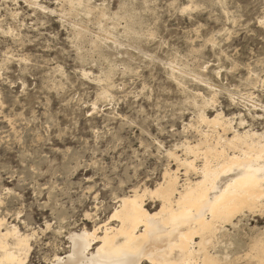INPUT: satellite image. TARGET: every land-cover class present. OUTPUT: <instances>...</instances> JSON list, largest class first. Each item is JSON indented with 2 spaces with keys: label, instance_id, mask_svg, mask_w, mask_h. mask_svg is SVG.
Returning a JSON list of instances; mask_svg holds the SVG:
<instances>
[{
  "label": "rangeland",
  "instance_id": "1",
  "mask_svg": "<svg viewBox=\"0 0 264 264\" xmlns=\"http://www.w3.org/2000/svg\"><path fill=\"white\" fill-rule=\"evenodd\" d=\"M203 113L264 132V0H0V218L34 234L24 264L175 171ZM246 216L222 253L263 234Z\"/></svg>",
  "mask_w": 264,
  "mask_h": 264
},
{
  "label": "bare ground",
  "instance_id": "2",
  "mask_svg": "<svg viewBox=\"0 0 264 264\" xmlns=\"http://www.w3.org/2000/svg\"><path fill=\"white\" fill-rule=\"evenodd\" d=\"M222 114L203 113L201 122L213 129L199 130L195 144L184 142L185 158L170 152L177 169L166 170L154 188L133 189L119 198L108 221L71 231L69 251L54 256L53 263L264 264V232L251 235L244 251L222 253L218 246L230 235L228 227L240 228L247 213L264 214V132L241 131ZM147 197L159 202L155 212ZM33 236L0 218V264H24Z\"/></svg>",
  "mask_w": 264,
  "mask_h": 264
}]
</instances>
